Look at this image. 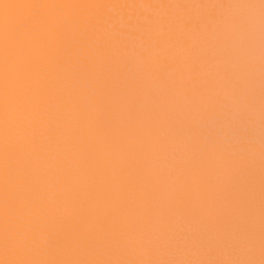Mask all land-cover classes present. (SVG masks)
Instances as JSON below:
<instances>
[{"label": "clouds", "instance_id": "clouds-1", "mask_svg": "<svg viewBox=\"0 0 264 264\" xmlns=\"http://www.w3.org/2000/svg\"><path fill=\"white\" fill-rule=\"evenodd\" d=\"M30 7L63 45L10 92L0 41V264H264V0Z\"/></svg>", "mask_w": 264, "mask_h": 264}, {"label": "bare ground", "instance_id": "bare-ground-1", "mask_svg": "<svg viewBox=\"0 0 264 264\" xmlns=\"http://www.w3.org/2000/svg\"><path fill=\"white\" fill-rule=\"evenodd\" d=\"M94 2L100 6L99 15L104 10V0ZM31 3L32 0H4L0 5V41L7 44L10 92L29 79L37 81L38 89L46 86L56 53L63 45L61 27L55 18L45 9L33 19ZM11 102L15 103L14 96ZM91 220L87 211L74 217L58 234L57 243L69 252L88 245Z\"/></svg>", "mask_w": 264, "mask_h": 264}]
</instances>
